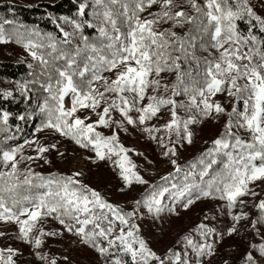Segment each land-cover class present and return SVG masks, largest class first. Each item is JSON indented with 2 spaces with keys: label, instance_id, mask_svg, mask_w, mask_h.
I'll use <instances>...</instances> for the list:
<instances>
[{
  "label": "snow or ice",
  "instance_id": "snow-or-ice-1",
  "mask_svg": "<svg viewBox=\"0 0 264 264\" xmlns=\"http://www.w3.org/2000/svg\"><path fill=\"white\" fill-rule=\"evenodd\" d=\"M72 2L71 16L47 14L56 32L0 18V44L14 41L31 58L26 78L0 88V101L19 94L27 102L15 115L0 108V222L15 226L13 238L36 264H72L49 244L68 236L103 264H211L219 243L241 227L251 238L240 264H264V195L257 191L264 188V15L253 0ZM218 94L227 96L230 111ZM225 115L211 147L182 166L177 145L193 144L195 125ZM21 124L31 125L29 135H17ZM129 126L162 150L173 171L145 178L130 155L145 154L120 140ZM65 141L89 153L92 164L111 163L121 193L142 186L130 210L87 183L82 170L32 168L52 164L54 155L69 159L68 148H60ZM207 199L223 202L229 226L202 220L163 252L144 236L145 218L170 219ZM8 235L0 230V239ZM22 258L21 249L0 246V264Z\"/></svg>",
  "mask_w": 264,
  "mask_h": 264
},
{
  "label": "rangeland",
  "instance_id": "rangeland-1",
  "mask_svg": "<svg viewBox=\"0 0 264 264\" xmlns=\"http://www.w3.org/2000/svg\"><path fill=\"white\" fill-rule=\"evenodd\" d=\"M38 1L51 2L55 0H0V3L15 2L23 5H31ZM253 3L255 8L264 7V0H253ZM261 10H264V8ZM17 51L27 54L22 46H13L10 43L0 44V57L12 56ZM214 99L222 102L225 108L229 106V101L226 95L218 94L214 97ZM180 114L184 115V112L181 111ZM163 116L164 120L168 119V113L166 111L163 113ZM222 117L223 116L218 119H221ZM213 120H216V118L206 119L201 123V125L194 128L195 134L193 144L184 143L177 145L179 153L178 162L182 166L186 165L185 163L187 159H190L206 146V137H208L207 141L210 142L214 139L212 137L214 134V126L212 124ZM163 122V120L159 121V123ZM101 131L108 134L107 129H101ZM119 136L125 146L134 148L135 150L145 154L144 156L138 157L133 152L130 155L134 162L138 165L141 173L145 175L146 179L156 181L159 180L161 175L167 174L169 171H173L172 166L168 163V161L160 158V151L162 150L159 149L155 143L147 142L136 129L129 126L128 130L126 132H120ZM41 138L45 139L46 137L42 136ZM65 147L68 148L67 155L69 159L62 160L58 155H54V157H51V159H53L52 164H45L43 161H37L33 164V168H36L37 171L41 172L57 171L60 173H70L73 170H82L85 174V181L91 186L98 188L110 202L125 210L131 209L132 199L137 197L143 191L142 186H134L131 191L125 189L124 193H121L119 185L122 182L116 175L111 163L108 165L100 163L99 166H97L85 159V157L90 155L86 151L76 148L67 141H65L64 144H61V151H64ZM26 154L28 153L26 152ZM148 160L153 161V163L148 165ZM210 209L211 208L208 207V205L199 203L197 205H193L192 208L187 211L180 209V214L178 216H173L170 219L166 218L163 221H154L151 218H145L142 222H140V228L144 236H146L152 243L153 248L158 252H163L166 248L170 247L180 235H183L190 229L194 228L195 225L199 224L202 220L209 224V226L217 228V222L214 218L216 212H212ZM206 216L208 217L207 220H205ZM0 230L9 233L7 237L0 239V246L10 245L13 248L21 249L24 253V258L20 259V264H36V262L29 256V250L13 238L14 233L16 232L14 225L0 222ZM234 237L235 235L232 237H224V240L219 243L217 254L211 261V264H224L225 261H228L229 264H240L242 257L240 254L242 250L241 248H238V246L235 249L231 247L236 243V241L229 239ZM53 243L54 247L52 248V251L58 255L62 253L70 256L72 264H97L98 260L99 264H103V260L100 259L96 253L90 249H84L78 246L74 242V238L71 236L55 242L51 240L49 241V244ZM235 245H243L242 240H238Z\"/></svg>",
  "mask_w": 264,
  "mask_h": 264
},
{
  "label": "trees",
  "instance_id": "trees-1",
  "mask_svg": "<svg viewBox=\"0 0 264 264\" xmlns=\"http://www.w3.org/2000/svg\"><path fill=\"white\" fill-rule=\"evenodd\" d=\"M203 2V0H201ZM13 6V11L9 12L8 6ZM264 8V7H263ZM263 8H256V11L259 14L264 15V10H261ZM75 11V5L73 4L72 0H55V1H38L31 5H23L20 3L15 2H3L0 3V18H7V19H19L20 21L26 22L29 25L32 24H38L40 28L44 31H52L56 32L57 30L55 27L46 19V16L49 12L59 16V15H69L71 16L72 13ZM6 29L10 30V26H5ZM240 28L242 31H246L247 26L244 23H240ZM86 34L89 36L95 35V32L93 29H86ZM13 46H22L16 44L14 41L9 42ZM19 48V47H17ZM26 61L31 62V58L27 54H23L20 51H17L12 56H4L0 57V88L3 89H13L15 86L11 81L16 80H23L27 77L28 69L26 67ZM7 81V82H6ZM178 99H182L178 98ZM36 102V98L34 95L33 98V105ZM231 104L229 103V106L226 108L229 111L231 110ZM27 107V102L23 98L20 97L19 94L15 96L14 99H9L7 102L0 101V108L6 109L10 112H12L14 115L18 113H22L25 108ZM238 107L240 110H243V103L242 101L238 104ZM227 120V116H223L221 119L213 120L212 124L214 126V134L213 138H216V136L219 135V133L223 130V126ZM11 124L13 125V131L15 130V125L18 123L15 119H12ZM198 125H201V123H198L194 126L197 127ZM21 127L24 128L23 134L17 133L18 136L20 135H28L31 130V125H23L21 124ZM245 135V139H247V134ZM208 137H206V146L198 151L195 155H193L190 159H187L185 164H188L190 162H193L202 152H204L208 147H211V142L207 141ZM22 142V141H21ZM25 167V165H21V168ZM33 168V164H32ZM35 171L36 168H33ZM41 172V171H38ZM43 174H48L50 172H41ZM53 173H60L57 171H54ZM257 191H260L262 195H264V188L257 187ZM250 203H252L251 198H246ZM199 203H204V205H208L212 210V212H216L214 215L215 221L217 222V228H224L226 226H229L231 224L230 219L223 215L219 209L221 208L223 202L219 200H213V199H207L201 202H198L194 205H197ZM192 208V207H191ZM245 211H251V209L246 208ZM232 237V236H231ZM251 238V232L245 233V230L243 227H241L240 235H235L234 238H229L233 241L242 240L243 245H232L234 249L238 246V248H241V256L244 252L247 241ZM227 239V238H226ZM225 239V241H226ZM224 240V239H223Z\"/></svg>",
  "mask_w": 264,
  "mask_h": 264
}]
</instances>
